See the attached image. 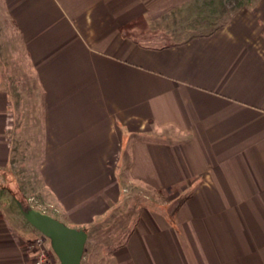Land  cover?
<instances>
[{
    "label": "crops",
    "instance_id": "1",
    "mask_svg": "<svg viewBox=\"0 0 264 264\" xmlns=\"http://www.w3.org/2000/svg\"><path fill=\"white\" fill-rule=\"evenodd\" d=\"M138 18L152 40L123 34ZM25 134L36 209L87 232L81 264H264V0H0V162ZM19 216L0 264H32Z\"/></svg>",
    "mask_w": 264,
    "mask_h": 264
},
{
    "label": "rangeland",
    "instance_id": "2",
    "mask_svg": "<svg viewBox=\"0 0 264 264\" xmlns=\"http://www.w3.org/2000/svg\"><path fill=\"white\" fill-rule=\"evenodd\" d=\"M204 19L207 21L209 20L206 18H202L201 20L204 21ZM177 32V29L173 31L171 29L169 31L163 32V34H160L168 37L170 33L174 35ZM12 80L14 83L21 82L23 85L26 84L25 79L14 78ZM15 138H18V136ZM32 139V136L29 134L20 135V139L15 140V143L13 145V151H11V157L7 160V163L3 164L2 162H0V212L7 213L12 220H14L15 216L20 217V212L13 196L22 199L25 205L32 207L33 209H36L40 206V196L34 195L31 186L32 183H29L30 179L33 177L32 171L33 169H36V163L38 162V158L35 157L36 153ZM6 186L7 188L9 187V190H4V187ZM145 194L149 195V198L145 199L139 195V198L136 200V204H139L138 206H142L141 208L160 210L156 209L157 207L154 196L151 193L147 192ZM174 205L175 203L173 201L170 204L169 209L174 210ZM129 209H127V211H129ZM112 213L113 212H111V214ZM120 219L122 218L119 216L115 221H107L106 223H104L105 226L101 227V229H103L104 234L102 233L100 236L95 235L93 239H91V242H89L87 251L97 256V249L102 248L108 251L111 247H113V241L115 240V238L113 237V231L115 229H118ZM46 247L49 253L53 254L51 252V248L47 240ZM101 257L103 259L106 258L107 260H109L107 254H102Z\"/></svg>",
    "mask_w": 264,
    "mask_h": 264
},
{
    "label": "water",
    "instance_id": "3",
    "mask_svg": "<svg viewBox=\"0 0 264 264\" xmlns=\"http://www.w3.org/2000/svg\"><path fill=\"white\" fill-rule=\"evenodd\" d=\"M23 219L46 238L59 264H81L87 242V232L65 225L54 217L33 209L23 208L16 201Z\"/></svg>",
    "mask_w": 264,
    "mask_h": 264
},
{
    "label": "built area",
    "instance_id": "4",
    "mask_svg": "<svg viewBox=\"0 0 264 264\" xmlns=\"http://www.w3.org/2000/svg\"><path fill=\"white\" fill-rule=\"evenodd\" d=\"M46 240L39 234L32 241L26 243L25 249L31 255L32 264H55V256L49 253L46 247Z\"/></svg>",
    "mask_w": 264,
    "mask_h": 264
},
{
    "label": "trees",
    "instance_id": "5",
    "mask_svg": "<svg viewBox=\"0 0 264 264\" xmlns=\"http://www.w3.org/2000/svg\"><path fill=\"white\" fill-rule=\"evenodd\" d=\"M131 29H123V34L126 33L129 35L130 38L134 39L137 42H143L147 40H152L153 33L147 28L146 21L143 18H138L137 21L129 25ZM137 28V29H136ZM7 188V186H6ZM9 190V187L7 188ZM15 201L20 202L23 208H27L28 206L25 205L24 201L20 198L13 196ZM48 241V240H47ZM52 252V250H51ZM53 253V252H52Z\"/></svg>",
    "mask_w": 264,
    "mask_h": 264
}]
</instances>
